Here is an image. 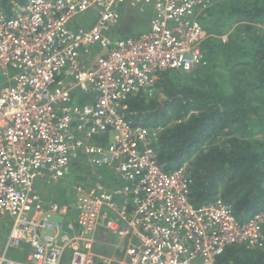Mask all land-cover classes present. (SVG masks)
<instances>
[{"label":"built area","instance_id":"obj_1","mask_svg":"<svg viewBox=\"0 0 264 264\" xmlns=\"http://www.w3.org/2000/svg\"><path fill=\"white\" fill-rule=\"evenodd\" d=\"M214 3L25 0L10 16L0 6V216L12 219L0 264H66L69 255V264H215L231 244L264 248V209L240 220L221 197L196 207L188 163L168 171L158 161L163 127L124 115L162 71L206 63L199 15ZM124 13L149 16L148 28L132 32L125 20L121 30ZM89 14L91 25L79 21ZM104 133L108 145L94 138ZM80 149L121 183L74 184L71 221L69 205L46 202L40 184L66 177ZM101 239L110 253L96 250Z\"/></svg>","mask_w":264,"mask_h":264},{"label":"trees","instance_id":"obj_2","mask_svg":"<svg viewBox=\"0 0 264 264\" xmlns=\"http://www.w3.org/2000/svg\"><path fill=\"white\" fill-rule=\"evenodd\" d=\"M214 1L199 15L206 63L162 71L151 95L127 100L124 115L163 127L153 144L158 161L168 171L188 163L196 207L221 197L246 220L264 209V0ZM24 3L0 0L9 16ZM215 264H264V248L231 244Z\"/></svg>","mask_w":264,"mask_h":264},{"label":"crops","instance_id":"obj_3","mask_svg":"<svg viewBox=\"0 0 264 264\" xmlns=\"http://www.w3.org/2000/svg\"><path fill=\"white\" fill-rule=\"evenodd\" d=\"M127 8L128 7L126 5L123 6L124 11H127ZM94 17V14L81 16L79 21H83L86 25H91V20L89 19L92 18L93 20ZM131 22H134V25L131 26L132 32L137 33L142 29L148 28L150 24V18L146 15H144V17L142 15L138 16L135 19L131 17ZM126 27L127 25L125 24L124 19L121 27L119 28L124 30ZM75 96L84 98L83 94L79 90L75 93ZM97 136H99V138ZM97 136H95V140L103 145H108L112 140L110 133L99 134ZM72 158L73 161L70 173L66 177L62 178L57 183L48 185L46 183H41L40 186H43L41 195L46 200V202L57 201L61 204L69 205L70 215L69 217L67 216V218L68 220L74 221L76 216V210L73 208L76 195L75 189L73 188L74 184L82 183L85 187H90L99 183L105 188H113L114 186L119 185L121 182L114 177V174L110 168H99L89 164L85 152H83L81 149L75 151ZM118 202L120 204L121 202H124L123 197L118 198ZM132 210L133 206L130 205L129 212L132 213ZM11 225L12 221H8L5 217L0 218V248H3L8 240ZM108 238H110V234H108ZM116 242L118 241L116 240ZM95 246L97 247L96 250L100 253H110L112 251L111 247L105 246V243H102V239L100 242L95 243Z\"/></svg>","mask_w":264,"mask_h":264},{"label":"rangeland","instance_id":"obj_4","mask_svg":"<svg viewBox=\"0 0 264 264\" xmlns=\"http://www.w3.org/2000/svg\"><path fill=\"white\" fill-rule=\"evenodd\" d=\"M88 95H91V94H88ZM161 98H163V97H161ZM3 217H5L8 221H9V220L12 221L11 217L8 216V215H6V216H0V218H3ZM13 252H14V251L9 252V254H11V253H13ZM69 258H70V255L67 257L66 264H69Z\"/></svg>","mask_w":264,"mask_h":264},{"label":"clouds","instance_id":"obj_5","mask_svg":"<svg viewBox=\"0 0 264 264\" xmlns=\"http://www.w3.org/2000/svg\"><path fill=\"white\" fill-rule=\"evenodd\" d=\"M6 245V244H5ZM5 250V246L3 247V248H0V253L1 252H3ZM12 251H14V250H11V251H9V252H12ZM16 251H20L19 249L18 250H16ZM16 251H14V252H16Z\"/></svg>","mask_w":264,"mask_h":264},{"label":"water","instance_id":"obj_6","mask_svg":"<svg viewBox=\"0 0 264 264\" xmlns=\"http://www.w3.org/2000/svg\"><path fill=\"white\" fill-rule=\"evenodd\" d=\"M128 32H130V30Z\"/></svg>","mask_w":264,"mask_h":264}]
</instances>
